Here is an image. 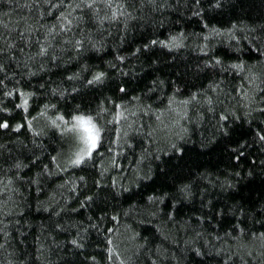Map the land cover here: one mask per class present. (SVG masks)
I'll list each match as a JSON object with an SVG mask.
<instances>
[{"label":"trees","instance_id":"obj_1","mask_svg":"<svg viewBox=\"0 0 264 264\" xmlns=\"http://www.w3.org/2000/svg\"><path fill=\"white\" fill-rule=\"evenodd\" d=\"M128 2L127 22H86L68 33L82 39L76 50L45 35L67 0L57 7L58 0H0V48L15 45L0 53V117L25 124L0 129V264H264V142L254 135L264 128V46L258 53L253 45L264 0H222V8L208 0ZM173 36L175 47H141ZM45 43L48 55L36 56ZM241 61L242 68L231 67ZM96 71L107 74L102 85L82 83ZM14 89L34 93L27 112L15 107V91L5 95ZM53 89L68 91L61 97ZM45 103L108 110L102 144L87 163L67 164L73 146L37 115ZM115 104L126 109L119 123ZM26 115L35 118V132ZM171 145L184 149L183 159L177 164L173 156L165 179L161 161ZM238 147L239 162L232 155ZM182 184L190 186L187 198ZM96 193L94 202L85 200Z\"/></svg>","mask_w":264,"mask_h":264},{"label":"snow or ice","instance_id":"obj_2","mask_svg":"<svg viewBox=\"0 0 264 264\" xmlns=\"http://www.w3.org/2000/svg\"><path fill=\"white\" fill-rule=\"evenodd\" d=\"M65 0H58V5H51L52 7L57 6H63ZM197 3H200V0H196ZM209 6H214L215 8H222L223 3L222 0H208ZM68 7L65 9V12L61 13V17L57 22V25L51 26V28L48 29L46 35V39H55L57 35L61 36L65 43L71 47H73L76 50H83V42L81 38L76 37L75 35L69 36L68 33L74 32L76 28L86 22H95L97 28H103L105 25V22L108 24H112V22L119 20L121 17H123L124 21L127 22V20L131 19V13L128 11L129 8L133 7V4L129 3L128 0H67ZM139 6V5H136ZM83 9V12H80L79 10ZM73 12H76V15H73ZM199 13H197L198 15ZM213 31H216L213 29ZM255 31V30H254ZM90 39V37H89ZM176 39V37H170L167 41H161V40H150L148 43L143 44L141 47L143 49L151 50L152 46L156 44H160L163 47H175L173 44V41ZM258 41V43H256ZM253 45L256 46L257 52H260V47L264 46V26H262L257 33V37L253 41ZM94 48L96 47V44L92 45ZM15 45L9 43L6 48H0V53L5 52L6 50H11L14 48ZM102 47V46H101ZM137 51H140V49H137ZM36 56L46 57L48 55V45L45 43L43 45H40L35 53ZM51 59H55L54 56L50 57ZM118 60H124L125 58L123 56H119L117 58ZM215 64H222L223 61L215 57L213 58ZM237 60H239V57H237ZM208 64H212L213 61L210 60L207 62ZM43 67V65H41ZM233 68H242L243 62H239L236 64L231 65ZM112 68H116V65H112ZM6 70V67L3 63H0V72H3ZM75 75L69 77V79H75ZM107 78V74L104 71H96L92 74L90 79H85L82 83H86L87 85H102L104 80ZM163 81H160V84H163ZM0 84H3V81H0ZM155 84V81H154ZM212 88H215V84L210 85ZM41 88H44V85H41ZM16 92L18 94V98L20 100L19 104H16L15 107L19 109H23L25 112L28 110L29 105V98L34 95V93L25 91L23 89H14L11 91H8L5 93L6 96H12L13 92ZM67 89L60 90V89H53V92H59V95L61 97L65 96L67 93ZM78 90L76 87H72L71 92L76 93ZM118 91L121 93H125V85L120 84L118 86ZM192 99L196 98V94H192ZM136 99H139L138 97ZM205 99L211 103V100L209 97L205 96ZM73 100H75V97H73ZM171 102V101H170ZM149 106L145 105V108H148ZM114 108L117 109L113 113V119L116 121V123L120 122V118L122 114L126 112V109L121 104H115ZM51 109L53 111V115H48V110ZM3 112H9L10 109L3 108ZM108 110L102 106H98L96 111H93V109L87 104V103H81V104H74L73 106L69 107L67 104L65 105V111H61L56 104L53 103H45L41 106V111L37 113L38 116L42 115L46 117L48 123L47 127L54 130V132H58L59 136L64 139L67 142H70L73 146V153L70 158L67 159V164L69 166H76L81 165L82 163H87V160L94 156L95 150H98V147L102 144V132L104 131V128L102 127L100 123L101 114L106 113ZM222 120L227 121L229 118L228 116H225L221 114L220 117ZM25 121H27V127L29 129H32L34 132L36 131L32 120H34V117H31L30 115H26L22 117ZM236 119H239V117H236ZM111 123V121H110ZM15 128L17 130L25 127V124L16 123L14 125L9 123V119H5L3 117H0V129H9V128ZM221 132L222 135L225 137L231 136V130L227 128L226 126H221ZM37 135L40 133L37 132ZM256 138L260 142H264V128L259 129L254 134ZM240 143L239 141L237 142ZM246 146V144H245ZM170 150L172 152V155L168 156L166 160H162L161 163L164 165V168L161 170V176H163L165 179L168 177V172L172 171L173 166L171 165V160L173 156L175 157L177 164L183 159V152L184 149L181 146L178 145H171ZM233 158L236 159L238 162L241 158V156L244 155V153L240 150L238 147L233 153ZM159 159V157H157ZM53 160H56L57 157H53ZM112 163H115L113 161ZM17 168L21 167L22 165H15ZM47 167V166H45ZM235 175L237 177L243 178L241 172H236ZM251 175V173H249ZM144 179H151L147 174H144ZM83 179V177H81ZM233 187L235 185H232ZM94 187H100L101 192H104L105 189L97 182V184L94 185ZM178 191L185 196L186 198L191 195V189L188 184H182ZM99 195L98 193L93 194L92 196H86L85 200L89 202H94L95 197ZM149 199H155L154 197H149ZM223 214V210H221V213ZM113 219H116V217H113ZM57 228H60V225H56ZM95 227V226H94ZM243 231V230H241ZM108 233L112 232V229H107ZM264 236V234H261ZM108 240V243H112L111 236L106 237ZM72 245L77 248H83L84 244L79 243L77 239H73L71 241ZM0 247H3V245H0ZM108 252H112V248H108ZM197 253L199 254V249H197ZM109 260L113 259L112 255H109L107 257ZM95 259V258H93ZM121 264H123V261H121Z\"/></svg>","mask_w":264,"mask_h":264}]
</instances>
